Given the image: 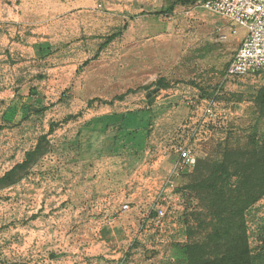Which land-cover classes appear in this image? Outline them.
<instances>
[{"label":"rangeland","instance_id":"obj_1","mask_svg":"<svg viewBox=\"0 0 264 264\" xmlns=\"http://www.w3.org/2000/svg\"><path fill=\"white\" fill-rule=\"evenodd\" d=\"M196 2L23 0L17 28L44 41L26 94L0 98V179L33 153L15 185H0V264H87L101 208L125 204L123 264L214 261L235 237L264 264V195L250 200L264 73L225 79L241 39L222 42L227 21ZM184 147L195 164L167 189ZM157 208L162 233L145 228Z\"/></svg>","mask_w":264,"mask_h":264},{"label":"crops","instance_id":"obj_2","mask_svg":"<svg viewBox=\"0 0 264 264\" xmlns=\"http://www.w3.org/2000/svg\"><path fill=\"white\" fill-rule=\"evenodd\" d=\"M23 5V0H0V98L26 94V90L31 85L30 77H27L31 75V63L37 60L38 54L36 53L39 52V48L35 45L44 41L26 37L23 32L19 31L21 28H17L19 19L23 17L21 12ZM40 33H36L37 38ZM238 36L241 39L240 44L245 37V31L239 29ZM102 209L108 212V216L102 219L103 235L89 238L86 248L83 249V256L87 258V264H99V262L103 264L102 261L105 264H123L126 260L125 253L128 243L125 238V221L118 211L109 216L112 211L110 205ZM24 239L29 242L34 240V238ZM81 256L82 254H78L74 262L86 264L80 263L83 260Z\"/></svg>","mask_w":264,"mask_h":264},{"label":"built area","instance_id":"obj_3","mask_svg":"<svg viewBox=\"0 0 264 264\" xmlns=\"http://www.w3.org/2000/svg\"><path fill=\"white\" fill-rule=\"evenodd\" d=\"M202 10L227 21L229 24L228 35H222L221 41H227L228 37L238 35V30L245 31V37L236 49L230 61L226 74V80L256 78L264 73V0H198L196 2ZM189 147H184L178 152V162L173 166L167 189H175L174 178L179 176L186 168L193 167L195 158ZM130 210L128 205L119 209V215H124ZM166 213L157 208L153 218H149L147 226L163 232L166 224ZM169 227H172L169 225ZM144 229V228H143ZM141 232H144L143 230ZM177 230H170L164 239L177 236Z\"/></svg>","mask_w":264,"mask_h":264},{"label":"trees","instance_id":"obj_4","mask_svg":"<svg viewBox=\"0 0 264 264\" xmlns=\"http://www.w3.org/2000/svg\"><path fill=\"white\" fill-rule=\"evenodd\" d=\"M191 1L195 0H177V2L186 3ZM38 149L39 148H37L34 153L38 152ZM32 157L33 153H27L24 163L16 166L11 171H9L2 179H0L1 187H9L15 185L19 181V178H16V174L20 171L25 170L27 166L32 163ZM254 158L255 160L251 164L252 171L250 173V178L253 185L252 193L250 194V200H252L253 203L256 202L262 195H264V157L257 159V157L254 156ZM227 173L228 169L223 164L221 167L215 168V170H213L209 178L205 181V184L210 183V188H216L217 181L221 179V176H218V174L227 175ZM227 188V185H223L221 189L223 191L225 190V192L230 195L237 192V190L235 191ZM223 196L226 198V195ZM235 238L236 239H232L229 243H226L225 251L221 258H218L214 261H191L190 264H253V260L250 257L248 250H246L245 246H243V244H245V241L243 239H237L238 237Z\"/></svg>","mask_w":264,"mask_h":264},{"label":"water","instance_id":"obj_5","mask_svg":"<svg viewBox=\"0 0 264 264\" xmlns=\"http://www.w3.org/2000/svg\"><path fill=\"white\" fill-rule=\"evenodd\" d=\"M157 90L153 91L148 97H150L151 95L156 94Z\"/></svg>","mask_w":264,"mask_h":264}]
</instances>
